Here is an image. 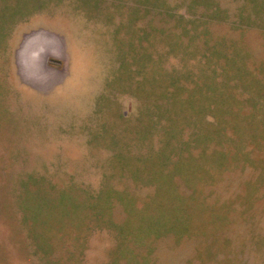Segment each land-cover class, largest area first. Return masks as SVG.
Listing matches in <instances>:
<instances>
[{
    "label": "rangeland",
    "instance_id": "374dc122",
    "mask_svg": "<svg viewBox=\"0 0 264 264\" xmlns=\"http://www.w3.org/2000/svg\"><path fill=\"white\" fill-rule=\"evenodd\" d=\"M2 9L0 264H264V0Z\"/></svg>",
    "mask_w": 264,
    "mask_h": 264
},
{
    "label": "crops",
    "instance_id": "0c3cea01",
    "mask_svg": "<svg viewBox=\"0 0 264 264\" xmlns=\"http://www.w3.org/2000/svg\"><path fill=\"white\" fill-rule=\"evenodd\" d=\"M6 9H9V7ZM6 9H2L0 14V54L5 55L13 50L14 63L18 69L20 66L17 65V58H21V54L25 50L24 47H34L36 44H39L43 50V55L47 54L50 58L48 60L51 65L58 72H61L63 70L62 61H64V58L67 59V44L65 38L52 31H47L44 29H42L43 32H40V34L36 33L35 36L29 39L27 37V32H19L22 31L19 30L20 28H16L15 32L12 33V27H10V24L8 23L11 22L8 18L9 16L6 17L4 15ZM5 18L8 21H6ZM13 34H17V37L14 38Z\"/></svg>",
    "mask_w": 264,
    "mask_h": 264
}]
</instances>
